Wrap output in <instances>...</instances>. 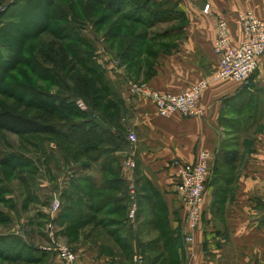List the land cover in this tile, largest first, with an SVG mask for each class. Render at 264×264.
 I'll return each instance as SVG.
<instances>
[{
  "label": "crops",
  "instance_id": "obj_1",
  "mask_svg": "<svg viewBox=\"0 0 264 264\" xmlns=\"http://www.w3.org/2000/svg\"><path fill=\"white\" fill-rule=\"evenodd\" d=\"M181 1L155 59L144 55L138 62L133 56L129 63L128 52L121 58L117 91L122 141L115 152L116 160L111 164H105L104 159L92 160L77 179L91 181L92 193L121 190V198L129 184H136L140 216H149L148 220L144 217L143 226L155 231L152 240L140 244L141 254L147 257L146 251L155 245L162 251L158 257L168 259L173 254L172 264H264V56L258 60L256 74L244 84L215 79L220 58L214 52L216 15L225 16L229 33L237 41L243 36L239 15L251 11L264 22V0ZM206 6H210L209 13L204 11ZM132 63L135 66L130 69ZM133 81L150 90L173 94L207 81L200 102L204 116L161 117L153 102L131 96L129 83ZM131 135L135 141L130 140ZM232 151L237 152V160L228 165L225 154ZM203 153L209 154L211 177L203 201V224L192 234L194 242L188 243L187 212L177 195L174 162L195 164ZM128 161L135 162L136 167L128 168ZM75 172L76 168L70 171L65 181L68 186H62L71 195ZM44 190L52 195L58 189L44 181ZM104 210L102 207L97 216ZM157 213L164 214V224L153 218ZM94 247L85 245L77 251L78 264H124L122 256L112 262L114 256H100ZM153 260L145 257L144 264H156L158 258Z\"/></svg>",
  "mask_w": 264,
  "mask_h": 264
},
{
  "label": "rangeland",
  "instance_id": "obj_2",
  "mask_svg": "<svg viewBox=\"0 0 264 264\" xmlns=\"http://www.w3.org/2000/svg\"><path fill=\"white\" fill-rule=\"evenodd\" d=\"M128 2L124 12L117 14L97 0H0V111L27 112L29 108L35 111L42 104L41 99L52 98L56 102L59 98L73 102L79 111L87 114L88 122L107 118L111 111L116 121L119 114L105 99L109 94L104 91L103 80L109 81L114 93L119 94L121 58L126 50L129 63L133 56L138 62H142L144 55L153 60L160 51L159 44L166 41L163 35L170 29L169 22L147 28L124 17L133 15L138 6L156 7V0L154 3L138 0L135 7H130L133 3ZM180 3L181 0L173 1L166 9L176 14L175 7ZM58 43L71 51L76 70L88 80L92 93L89 99L85 100L64 79L65 75L57 71V64L43 62L46 53L57 49ZM52 58L60 62L57 56ZM134 66L132 63L129 67ZM60 111L67 121L55 124L58 131H74L77 126L73 124L82 119L69 115V109ZM80 149V145L62 135L19 136L0 132V248L4 247L12 258L21 256L19 260L0 257V264H64L56 252L58 246L78 256L77 251L85 245L95 246L100 256H114L112 262L122 256L124 264H138L139 256L142 264L145 257L158 258L156 264L167 261L172 264L173 254L168 259L158 257L162 251L159 247L155 249V245L146 251L148 257L140 252V244L152 240L155 231L143 226L146 216H140L139 191L134 194L130 191L136 189L135 183L129 184L123 200L118 189L89 191L91 196L87 197L88 194L79 191L74 196L76 191L72 187L73 199H63L67 188L63 190L62 186H68L65 181L70 178V171L76 168L72 181L78 180L77 176H83L81 170L92 161L91 154L81 153ZM126 165L130 169L136 167L133 161ZM44 181L58 190L52 195L46 193ZM77 183L90 188L80 179ZM88 198L100 206L103 204L105 210L95 220L92 216L98 213L78 220L77 216L91 212L86 205L91 203ZM67 204L71 207L65 211ZM135 205L137 213L130 218ZM153 218L163 223L164 214L157 213ZM166 235L162 234L164 238Z\"/></svg>",
  "mask_w": 264,
  "mask_h": 264
},
{
  "label": "trees",
  "instance_id": "obj_3",
  "mask_svg": "<svg viewBox=\"0 0 264 264\" xmlns=\"http://www.w3.org/2000/svg\"><path fill=\"white\" fill-rule=\"evenodd\" d=\"M101 4H105L107 9L114 12L122 14L127 4L128 0H97ZM133 4L129 5L130 7L136 6L138 0H130ZM151 3H154L153 0H149ZM172 1H158L156 0V7H141L138 6L134 9L135 13L133 15L124 16L126 19H129L133 23L143 25L147 28L156 27L161 23L170 22L173 19V16H177L179 12L177 11L176 5V14L170 10L166 9V6L170 5ZM169 13V14H168ZM55 47V45H54ZM57 49L50 50L47 55V58L43 60L47 64L51 65L57 64L58 72H62L66 78V81L73 84V88L79 91V94L86 100L89 99L92 95L90 91V84L88 80L81 76L76 70V65L72 58V53L70 50H66L59 43L57 44ZM131 50V48H130ZM127 52V50H126ZM125 52V53H126ZM124 53V54H125ZM53 55L57 56L59 63L52 61ZM55 61L56 58L54 59ZM90 65V64H89ZM89 68V67H88ZM89 70V69H88ZM91 70V68H90ZM63 81V80H62ZM62 83V82H61ZM63 84V83H62ZM103 88L109 95L105 99H108V104L118 111V118L115 121L116 115L113 111L109 112L108 117L99 120H90L89 122L86 119V113L81 112L77 109L73 102H69L67 99H57L56 102L52 98H43L40 101L42 104L36 106L37 110L28 109L27 112H16L14 110H1L0 111V132H8L14 135L27 136V135H50V136H59L62 135L65 139H70L72 143H77L80 145L81 153L87 155L91 154V160L100 161L104 159V163H109L116 160L115 152L121 146V126H120V117H121V99L118 94H115L112 90V84L109 81L103 80ZM104 96L101 97V99ZM32 104V103H31ZM34 106L33 104L31 107ZM69 109V115L75 116L76 118L82 119L81 122L74 123V131L59 132L56 123L66 122L67 118L59 114V110ZM110 109H107L109 111ZM70 128L68 127L67 130ZM116 130L115 133L113 131ZM71 134H73L71 136ZM85 148V149H84ZM237 152L232 151L225 154V163L228 165H233L237 160ZM73 188L76 190L74 195H79L81 192L87 197L91 196L89 190L93 189L91 181L86 182L90 188H82L78 184V180L72 181ZM96 188V186H94ZM79 191V193L77 192ZM103 191V190H97ZM64 197L69 198L72 195L67 191L63 192ZM95 197H97L94 194ZM107 199V198H106ZM123 200V198H121ZM88 201L91 202V199L88 198ZM107 201V200H105ZM105 203V202H104ZM88 210L91 211L86 216H80L78 220H81L85 217H89L92 213H100L102 211V206L93 202L86 203ZM71 206L65 207V211ZM95 220L98 216H92ZM92 219V220H93ZM91 220V221H92ZM7 250L2 247L0 248V257L4 259H20L21 256H16L14 258L8 256ZM27 258V257H24ZM29 259V258H28ZM38 259V258H37Z\"/></svg>",
  "mask_w": 264,
  "mask_h": 264
},
{
  "label": "built area",
  "instance_id": "obj_4",
  "mask_svg": "<svg viewBox=\"0 0 264 264\" xmlns=\"http://www.w3.org/2000/svg\"><path fill=\"white\" fill-rule=\"evenodd\" d=\"M210 6L205 7L209 13ZM218 38L214 44V52L220 58V70L216 73V80H229L247 84L258 70V60L264 56V22L258 19L251 11L239 15L242 30V39L233 40L229 33V25L224 15H216ZM208 88L207 81H201L187 91L173 94L150 90L137 83L130 82L131 96H142L153 102L161 117H170L178 114L185 118H201L204 111L200 102ZM82 106L81 108H83ZM130 140L135 141L131 135ZM135 167V166H134ZM177 170V195L187 212L186 226L189 231L186 236L188 243L194 242L192 233L203 224V201L211 177L209 154L203 153L195 164L174 162ZM131 193L136 189L131 188ZM137 213V206H133L130 218ZM59 260L64 264H78V256L70 249L62 246L56 248ZM142 258L137 256L136 261L142 264Z\"/></svg>",
  "mask_w": 264,
  "mask_h": 264
}]
</instances>
